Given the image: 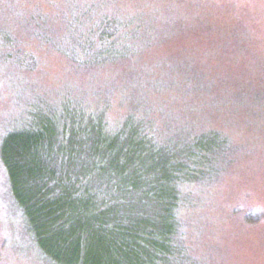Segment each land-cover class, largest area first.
I'll use <instances>...</instances> for the list:
<instances>
[{
    "label": "rangeland",
    "instance_id": "1",
    "mask_svg": "<svg viewBox=\"0 0 264 264\" xmlns=\"http://www.w3.org/2000/svg\"><path fill=\"white\" fill-rule=\"evenodd\" d=\"M67 110L167 145L216 135L208 174L181 188L179 264H264V0H0V154L36 113ZM0 264H59L1 158Z\"/></svg>",
    "mask_w": 264,
    "mask_h": 264
},
{
    "label": "trees",
    "instance_id": "2",
    "mask_svg": "<svg viewBox=\"0 0 264 264\" xmlns=\"http://www.w3.org/2000/svg\"><path fill=\"white\" fill-rule=\"evenodd\" d=\"M56 113H36L0 154L39 248L59 264H100L111 251L126 264H179L182 189L208 174L218 137L167 145L131 120L108 133L101 117Z\"/></svg>",
    "mask_w": 264,
    "mask_h": 264
},
{
    "label": "clouds",
    "instance_id": "3",
    "mask_svg": "<svg viewBox=\"0 0 264 264\" xmlns=\"http://www.w3.org/2000/svg\"><path fill=\"white\" fill-rule=\"evenodd\" d=\"M261 208H259V207H257V208H255V209H253L252 211H251V214L252 215H256V214H258V213H261Z\"/></svg>",
    "mask_w": 264,
    "mask_h": 264
}]
</instances>
